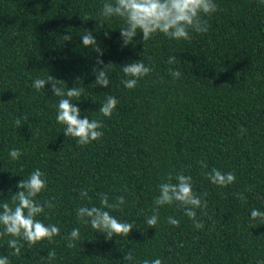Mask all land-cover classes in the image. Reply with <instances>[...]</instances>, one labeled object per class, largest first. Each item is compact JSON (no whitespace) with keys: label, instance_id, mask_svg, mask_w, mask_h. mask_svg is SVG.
Returning <instances> with one entry per match:
<instances>
[{"label":"trees","instance_id":"1","mask_svg":"<svg viewBox=\"0 0 264 264\" xmlns=\"http://www.w3.org/2000/svg\"><path fill=\"white\" fill-rule=\"evenodd\" d=\"M104 2L0 0V203L10 202L17 183L39 168L48 184L37 199L55 198L57 206L38 219L60 229L54 243L25 245L19 256L11 255L4 237L0 257L10 264H47V253L55 249L52 264L157 258L162 264H256L264 259V224L250 218L252 209L264 212V2L216 0L218 11L206 34L179 42L157 35L145 47L142 34L134 46L122 47L121 22L100 15ZM84 31L92 32L102 56L82 46ZM69 32L71 41H62ZM169 56L176 57L175 64L167 63ZM98 58L114 65L108 88L93 85ZM140 60L153 71L127 90L120 67ZM170 69L180 77L174 79ZM49 75L64 81L65 90L79 78L85 91L73 103L81 119L103 122L102 138L79 147L63 135L56 121L60 98L50 84L40 92L31 87L34 79ZM109 94L118 104L104 118L98 110ZM13 148L22 152L18 161L10 160ZM212 168L233 172L235 182L212 185L205 176ZM181 170L207 201V208L197 210L203 229L194 228L177 205L162 207L150 229L145 218L152 215L159 183ZM85 189L91 203L80 197ZM97 193H106L110 203L125 197L123 210L111 214L133 224L127 238L109 241L77 222V207L100 206ZM168 217L178 219L179 227L169 225ZM73 228H79L80 239L70 249L63 237ZM129 252L131 262L123 259Z\"/></svg>","mask_w":264,"mask_h":264},{"label":"clouds","instance_id":"2","mask_svg":"<svg viewBox=\"0 0 264 264\" xmlns=\"http://www.w3.org/2000/svg\"><path fill=\"white\" fill-rule=\"evenodd\" d=\"M217 11L216 0H105L100 15L103 19L116 18L121 22L119 32L122 47L134 46V40L138 34H142L140 42L145 47L157 35L179 42L190 40L193 33L206 34L210 27L209 20ZM105 35L107 37L109 34L105 33ZM61 39L64 42H70L71 32L63 35ZM81 40L83 47L91 48L99 56L103 55L92 32L84 31ZM167 63L175 64L176 57L169 56ZM96 64L99 67L92 69L95 76L93 85L108 88L110 86L109 72L113 70L114 65L105 64L99 58ZM120 70L122 86L127 90H133L142 78L153 71V68L140 60L122 65ZM169 71L174 79L181 75L178 70L170 69ZM49 84L53 95L60 98L56 109V121L63 127V135L74 139L79 147L88 146L102 138L104 135L103 122L99 119L90 120L88 116L81 119L80 108L73 103V100H78L85 91V88L79 86L82 84L79 78L73 87L66 88V90L60 86L65 82L56 80L51 75L46 79H34L31 87L40 92ZM117 104V98L109 94L98 111L102 117L111 118ZM14 123L17 128L21 127V118H16ZM245 131L241 129V133ZM21 155L22 152L18 148L9 151L11 161H18ZM200 165L202 168H207L206 162L201 161ZM205 176L212 185L219 188L228 187L236 180L233 172L224 173L216 168L207 171ZM47 184L46 174L37 168L27 178L17 183L16 187L19 190L11 195L10 202L5 200L0 203V239L8 237L7 246L12 250L11 255L13 256H19L25 245L28 249H32L44 241L54 243L55 237L60 236V229L57 225H46L38 219L41 215L47 218L46 209L50 210L57 206L53 203L55 198L43 201L37 199L46 190ZM203 195L206 196V193ZM97 196L100 202L99 207L79 206L75 209L77 222L85 226L90 225L94 231L103 234L109 241L115 237L127 238L133 229V224L121 222L111 214L112 211L123 210L125 197L117 196L114 202L110 203L106 193H97ZM80 197L87 198L91 203V197L86 189L80 191ZM239 199L246 202L242 194ZM172 205H177L183 211V215L192 221L194 228L203 229V223L197 218V210L207 208V201L193 191L192 177L185 175L182 170L175 176L169 173L166 180L159 183L158 195L154 199V207L151 210L152 215L145 218L148 227L155 229L160 218V209ZM250 218L252 221L259 219L264 224V212L258 209L251 210ZM167 223L173 227H179L180 221L174 217H168ZM251 226L255 227L254 224ZM63 239L66 241V247L75 248L77 246L75 241L80 239L79 228H73ZM46 259L47 264H52L56 259L55 249L47 253ZM123 259L131 262L134 257L129 252ZM0 264H10L8 257H0ZM137 264H162V260L159 258L152 261L144 259L142 262L137 261ZM256 264H264V259L257 260Z\"/></svg>","mask_w":264,"mask_h":264}]
</instances>
